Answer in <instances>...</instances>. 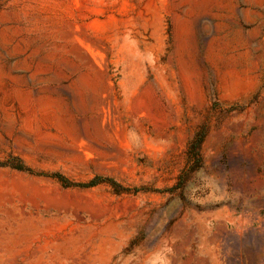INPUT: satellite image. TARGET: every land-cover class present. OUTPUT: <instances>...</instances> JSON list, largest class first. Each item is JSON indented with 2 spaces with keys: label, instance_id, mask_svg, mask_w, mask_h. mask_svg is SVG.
Returning <instances> with one entry per match:
<instances>
[{
  "label": "rangeland",
  "instance_id": "1",
  "mask_svg": "<svg viewBox=\"0 0 264 264\" xmlns=\"http://www.w3.org/2000/svg\"><path fill=\"white\" fill-rule=\"evenodd\" d=\"M0 264H264V0H0Z\"/></svg>",
  "mask_w": 264,
  "mask_h": 264
},
{
  "label": "trees",
  "instance_id": "2",
  "mask_svg": "<svg viewBox=\"0 0 264 264\" xmlns=\"http://www.w3.org/2000/svg\"><path fill=\"white\" fill-rule=\"evenodd\" d=\"M16 169H18V170H24V168H16ZM96 184V182H91V183H89V184H87V185H89V186H94ZM80 186V185H79Z\"/></svg>",
  "mask_w": 264,
  "mask_h": 264
}]
</instances>
